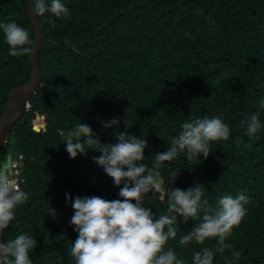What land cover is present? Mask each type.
Masks as SVG:
<instances>
[{
    "label": "trees",
    "instance_id": "1",
    "mask_svg": "<svg viewBox=\"0 0 264 264\" xmlns=\"http://www.w3.org/2000/svg\"><path fill=\"white\" fill-rule=\"evenodd\" d=\"M62 2L70 10L69 18L39 16L45 33L42 86L2 155V164L11 154L22 158L21 189L29 194L5 230L6 240L24 233L35 237L33 264H75L69 252L77 238L70 223L72 200L120 198L119 188L93 162L100 153L90 148L87 155L70 158L61 132L86 123L101 143L115 144L123 123L119 129H104L102 121L126 119L130 134L148 140L145 156L150 158L168 150L182 122L220 116L231 129L227 141L213 142L206 160L201 156L200 162L187 161L181 155L171 164L165 162L161 173L167 185L175 172L172 187L184 190L199 182L213 207L224 195L244 192L250 199L248 214L226 241L241 257L233 261L231 251H226L217 254L213 264H264V129L257 140L245 135L246 127L241 126L257 112L264 123V109L258 104L264 99V0ZM27 6V0H0V23L16 22L34 43ZM205 17L215 22L214 28ZM8 51L0 30V119L10 92L26 85L32 71L30 54L12 57ZM143 163L150 166L151 160ZM143 204L157 215L167 213V197L160 193H149ZM201 217L187 224L178 217L180 232L168 246L183 264H193V252L201 247L216 246V240L179 246V236Z\"/></svg>",
    "mask_w": 264,
    "mask_h": 264
},
{
    "label": "clouds",
    "instance_id": "2",
    "mask_svg": "<svg viewBox=\"0 0 264 264\" xmlns=\"http://www.w3.org/2000/svg\"><path fill=\"white\" fill-rule=\"evenodd\" d=\"M32 10L37 16L50 13L60 19L71 15L62 0H50L49 3L46 0H33ZM198 11L203 15L202 10ZM205 19L214 28L215 22L210 17ZM47 22L55 27L53 20ZM0 30L9 45L8 55L22 57L33 52V39L25 28L16 22H8L0 23ZM184 35L191 38L187 32ZM258 104L264 109V99L259 100ZM121 123L124 130L117 132L115 144L101 143L86 123L80 122L61 132L70 158L76 159L78 154L87 155L90 148L100 153L98 157H93V162L113 180L119 188L120 197L106 200L99 196H77L72 200L70 195L66 196L72 200L74 210L70 223L77 238L71 243L69 252L75 264H183L174 248L168 246L169 241H175L180 232L178 217H182L183 223L187 224L200 214V221L179 236V246L184 248L193 243L203 246L208 240H216V246H204L194 251L193 264H213L214 257L226 251H231L232 260L238 261L241 252L226 241L247 216L249 197L244 192H239L235 197L224 195L213 207L205 197L207 190L199 182L184 190L172 187L177 178L175 172H171L172 178L167 185L161 173L165 162L171 164L181 155L187 161H199L201 156L206 160L212 152L213 142L229 139V125L220 116L184 121L179 134L170 139L167 151L146 158L148 140L130 134L132 126L126 119L102 121L104 129H119ZM241 126L246 127L245 135L257 140L260 139L258 133L264 129L259 112L242 121ZM21 159L19 157L13 161L14 174L19 172L16 175L18 184L7 169L0 168V234L16 219L18 206L29 200V194L21 189ZM146 159L151 160L150 166L143 163ZM149 193H160L162 197H167L166 214L157 215L150 207L144 206L143 201ZM50 215L56 216L53 208H50ZM37 246L36 238L27 233L0 242V264H33L30 253Z\"/></svg>",
    "mask_w": 264,
    "mask_h": 264
},
{
    "label": "water",
    "instance_id": "3",
    "mask_svg": "<svg viewBox=\"0 0 264 264\" xmlns=\"http://www.w3.org/2000/svg\"><path fill=\"white\" fill-rule=\"evenodd\" d=\"M27 2L29 17L35 32L33 52L29 56L32 66L31 78L26 85L19 86L10 92L8 109L4 111L0 119V168L7 169L11 177L14 175L13 155L7 156L5 164H2V155L9 144L13 128L23 117L27 104L34 96L36 90L42 86L43 81V68L40 54L45 45V33L39 16L35 15L32 10L33 0H27ZM62 42H55L54 44L57 45ZM68 45L72 47V42H69ZM35 130L40 131L38 127H35ZM14 156L16 159L19 158L18 154H14ZM0 242H6V231L0 234Z\"/></svg>",
    "mask_w": 264,
    "mask_h": 264
},
{
    "label": "rangeland",
    "instance_id": "4",
    "mask_svg": "<svg viewBox=\"0 0 264 264\" xmlns=\"http://www.w3.org/2000/svg\"><path fill=\"white\" fill-rule=\"evenodd\" d=\"M15 168H16V167H15ZM18 173H19V172L16 171L15 174H14V177L12 178L13 181H14L16 184H18V182H17V178H16V175H17Z\"/></svg>",
    "mask_w": 264,
    "mask_h": 264
},
{
    "label": "flooded vegetation",
    "instance_id": "5",
    "mask_svg": "<svg viewBox=\"0 0 264 264\" xmlns=\"http://www.w3.org/2000/svg\"><path fill=\"white\" fill-rule=\"evenodd\" d=\"M15 160H16V158L13 157V161H15ZM11 178H13V177H11ZM19 185H20V187H21V184H19Z\"/></svg>",
    "mask_w": 264,
    "mask_h": 264
}]
</instances>
